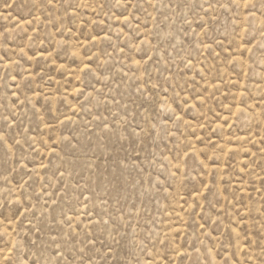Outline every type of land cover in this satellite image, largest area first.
<instances>
[{
  "label": "rangeland",
  "instance_id": "obj_1",
  "mask_svg": "<svg viewBox=\"0 0 264 264\" xmlns=\"http://www.w3.org/2000/svg\"><path fill=\"white\" fill-rule=\"evenodd\" d=\"M0 264H264V0H0Z\"/></svg>",
  "mask_w": 264,
  "mask_h": 264
},
{
  "label": "snow or ice",
  "instance_id": "obj_2",
  "mask_svg": "<svg viewBox=\"0 0 264 264\" xmlns=\"http://www.w3.org/2000/svg\"><path fill=\"white\" fill-rule=\"evenodd\" d=\"M118 2H119V0H118Z\"/></svg>",
  "mask_w": 264,
  "mask_h": 264
}]
</instances>
